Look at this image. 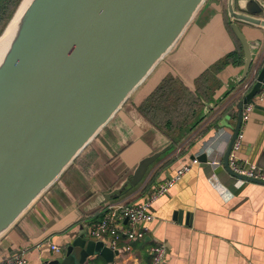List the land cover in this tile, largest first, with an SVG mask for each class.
Here are the masks:
<instances>
[{"label": "crops", "instance_id": "0c3cea01", "mask_svg": "<svg viewBox=\"0 0 264 264\" xmlns=\"http://www.w3.org/2000/svg\"><path fill=\"white\" fill-rule=\"evenodd\" d=\"M229 1L205 0L173 49L55 183L0 237V260L25 251L26 264H49L65 254L82 229L94 227L108 205L144 201L156 184L197 159L152 205L155 218L147 224L145 238L130 241L123 236L113 263L151 264L149 249L161 243L168 249L161 264H264V184L245 181L237 187L223 166L237 123V105L251 90L245 91L246 81L240 82L245 56L232 24L254 45L262 39L257 53L264 49V27L233 20ZM255 1L250 11L247 0H234V6L262 18L264 0ZM234 52L239 55L236 62L217 66ZM260 61L261 55L250 74L257 75ZM207 72L208 80H200ZM170 77L194 101L180 99L175 119L182 112L189 114L193 106L195 116L186 129L176 128L173 135L140 109ZM241 132L239 158L264 169V99L255 100ZM201 155L207 161H200ZM148 158L152 161L146 173L136 179L140 163ZM123 228L131 227L125 221ZM51 243L63 253L52 250ZM127 245L132 246L130 251ZM94 257L95 264H111Z\"/></svg>", "mask_w": 264, "mask_h": 264}, {"label": "water", "instance_id": "95a60500", "mask_svg": "<svg viewBox=\"0 0 264 264\" xmlns=\"http://www.w3.org/2000/svg\"><path fill=\"white\" fill-rule=\"evenodd\" d=\"M204 2L31 0L0 64V237L55 183L173 49ZM229 2L233 20L264 27V18L236 11L234 0ZM255 2L247 0V10ZM232 28L245 56L240 82L247 80L260 55L261 61L251 90L237 105V123L223 166L237 178L264 184L229 166L244 106L254 103L264 89V49L257 53L262 39L254 45L236 23ZM198 159L207 161L206 155ZM151 161L140 163L136 179H142ZM118 253L103 240L90 238L89 229H82L65 254L49 264H90L94 256L113 263Z\"/></svg>", "mask_w": 264, "mask_h": 264}, {"label": "built area", "instance_id": "2783aa9c", "mask_svg": "<svg viewBox=\"0 0 264 264\" xmlns=\"http://www.w3.org/2000/svg\"><path fill=\"white\" fill-rule=\"evenodd\" d=\"M262 18H264V11ZM255 74H249L246 82L244 83L245 91H249L255 82ZM257 99H264V89L256 95L254 101ZM254 103H248L243 110V119L246 115L253 109ZM243 133L239 132L230 156H229V166L237 174L243 175L247 178L259 180L264 182V169L253 163H247L242 161L238 152L242 146ZM198 162L194 159L191 164L183 165L176 174L170 179H165L160 181L148 193L144 201L140 203H130V204H111L108 205L105 210L102 219L94 226L89 227V236L95 240H103L112 249L118 250L120 241L123 236H126L130 241L136 239H144L148 231L147 224L154 220L155 216L152 213V205L162 196L166 195L173 186L179 181L183 175L190 170L192 163ZM230 174V173H229ZM231 175V174H230ZM235 179V185L238 187L241 183L246 180L237 178L231 175ZM127 221L130 225V229H124L123 223ZM137 226H141L136 230ZM50 247L52 250L63 253L62 249L51 243ZM127 251L132 249V246L127 245L125 247ZM150 254L152 257L151 264H161L168 253V249L165 244H153L150 247ZM25 251H19L15 254L10 255L7 258L0 260V264H26L27 257Z\"/></svg>", "mask_w": 264, "mask_h": 264}, {"label": "trees", "instance_id": "16d2710c", "mask_svg": "<svg viewBox=\"0 0 264 264\" xmlns=\"http://www.w3.org/2000/svg\"><path fill=\"white\" fill-rule=\"evenodd\" d=\"M10 1L11 0H0V23H3L2 25H4L6 23V20L11 17L16 5L19 2V0L15 1V6L13 7L12 11H10V13L6 15V18L3 19L1 18V16L5 14V11L8 8V3ZM238 58V53L234 52L230 54L226 58V60L221 61L217 66L220 67L224 64H227L228 60H230V62H236ZM206 74L203 75L200 80H208L207 77L209 72H207ZM185 92H187L186 89L176 79L172 77L167 78L145 101V103L141 105L140 109L143 114L147 116V118H149L155 125L172 131L170 132V134L173 135L172 133L176 128L180 131H183L184 128L186 129L188 127L189 122H191L195 118L194 114H192V110L194 107L193 106L191 111H189V114H186L185 116L184 112H182L179 114L180 119H175V113L177 112L179 100L184 99L191 100V102L193 101L192 98H189L188 95H185ZM95 263L96 261L94 260L90 262V264Z\"/></svg>", "mask_w": 264, "mask_h": 264}, {"label": "bare ground", "instance_id": "6f19581e", "mask_svg": "<svg viewBox=\"0 0 264 264\" xmlns=\"http://www.w3.org/2000/svg\"><path fill=\"white\" fill-rule=\"evenodd\" d=\"M31 0H22L21 4L15 12V16L9 24V27L0 36V64L2 63L7 51L9 50L13 39L15 38L21 17L26 8L30 4Z\"/></svg>", "mask_w": 264, "mask_h": 264}, {"label": "rangeland", "instance_id": "374dc122", "mask_svg": "<svg viewBox=\"0 0 264 264\" xmlns=\"http://www.w3.org/2000/svg\"><path fill=\"white\" fill-rule=\"evenodd\" d=\"M15 1L16 0H11L9 3H8V8L7 10L5 11V14H3V16H1V18L5 19L6 18V15H8L10 13V11H12L13 7L15 6ZM22 0H19L18 4L16 5L15 9H14V12L13 14L11 15V17H9L8 20H6V23L4 25H2L3 23H0V35H2L4 29L6 28L7 24L9 23V21L11 20V18L13 17L14 13L16 12L18 6L20 5ZM111 264H114V263H111Z\"/></svg>", "mask_w": 264, "mask_h": 264}]
</instances>
